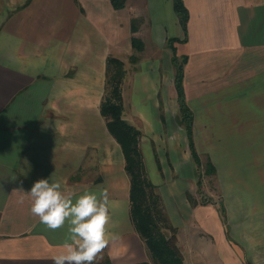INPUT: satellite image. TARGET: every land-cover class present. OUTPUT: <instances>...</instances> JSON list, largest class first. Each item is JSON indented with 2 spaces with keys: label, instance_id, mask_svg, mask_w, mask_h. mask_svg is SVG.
<instances>
[{
  "label": "crops",
  "instance_id": "0c3cea01",
  "mask_svg": "<svg viewBox=\"0 0 264 264\" xmlns=\"http://www.w3.org/2000/svg\"><path fill=\"white\" fill-rule=\"evenodd\" d=\"M182 3L185 31L172 0H124L121 9L110 0H0V264H52L65 251L67 225L51 231L31 213L39 179L60 181L73 200L107 191V229L119 238L96 264L150 262L131 220L122 150L100 114L109 57L126 71V119L141 135L160 127L187 142L172 58L185 61L193 163L220 202L194 207L184 263L264 264V0Z\"/></svg>",
  "mask_w": 264,
  "mask_h": 264
},
{
  "label": "trees",
  "instance_id": "16d2710c",
  "mask_svg": "<svg viewBox=\"0 0 264 264\" xmlns=\"http://www.w3.org/2000/svg\"><path fill=\"white\" fill-rule=\"evenodd\" d=\"M115 9H121L124 0H110ZM174 12L185 31L188 13L182 0H172ZM132 32L135 27L132 26ZM132 47L141 50V42L131 39ZM132 62L133 58L130 59ZM185 61L172 58L174 67L173 84L177 94V122L186 133L190 155L198 162L192 139L193 117L189 110L182 87L183 66ZM126 71L123 63L109 57L106 61V81L104 97L100 105V114L106 121V127L112 138L119 144L125 162V172L130 179V216L142 242L145 244L151 263L143 264H185L176 241V236L166 234V218L158 209V198L153 193L154 187L147 179L140 151L141 132L129 125L123 118L121 85ZM211 172L209 169L208 174ZM107 264L109 262L107 261Z\"/></svg>",
  "mask_w": 264,
  "mask_h": 264
},
{
  "label": "rangeland",
  "instance_id": "374dc122",
  "mask_svg": "<svg viewBox=\"0 0 264 264\" xmlns=\"http://www.w3.org/2000/svg\"><path fill=\"white\" fill-rule=\"evenodd\" d=\"M123 117L129 125L136 128L134 121L126 119V109H123ZM159 128L148 127L149 132L144 131L140 139L144 170L154 187L153 193L158 198V209L166 218V234L176 236L180 252L187 256V252L194 249V207L200 202H205L217 208L220 198L208 180L210 177L205 181L203 175L204 181H198L197 173L204 169V166L195 168L190 151L188 152V141L186 142L185 138L180 140L177 134L160 133ZM172 130H176V133L179 131L176 126H173ZM173 143L175 147L172 146ZM185 174L188 176L185 177Z\"/></svg>",
  "mask_w": 264,
  "mask_h": 264
},
{
  "label": "clouds",
  "instance_id": "9594fccd",
  "mask_svg": "<svg viewBox=\"0 0 264 264\" xmlns=\"http://www.w3.org/2000/svg\"><path fill=\"white\" fill-rule=\"evenodd\" d=\"M28 194L32 198L31 213L48 230L67 225L65 251L52 256V264H96L110 240L119 238L107 229L111 217L106 190L99 194L86 191L73 200L60 181L39 179Z\"/></svg>",
  "mask_w": 264,
  "mask_h": 264
}]
</instances>
